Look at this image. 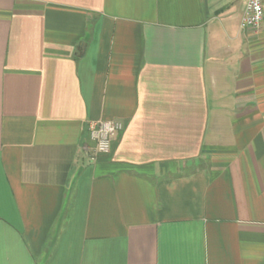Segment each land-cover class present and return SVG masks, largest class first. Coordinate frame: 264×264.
<instances>
[{
	"label": "crops",
	"instance_id": "1",
	"mask_svg": "<svg viewBox=\"0 0 264 264\" xmlns=\"http://www.w3.org/2000/svg\"><path fill=\"white\" fill-rule=\"evenodd\" d=\"M246 1L0 0V264H264Z\"/></svg>",
	"mask_w": 264,
	"mask_h": 264
},
{
	"label": "built area",
	"instance_id": "2",
	"mask_svg": "<svg viewBox=\"0 0 264 264\" xmlns=\"http://www.w3.org/2000/svg\"><path fill=\"white\" fill-rule=\"evenodd\" d=\"M264 19V0H247L239 24L241 31L256 32ZM124 126L118 121L91 122L87 126L89 138L95 143L96 154L109 155L113 141L122 133ZM90 157V161H94Z\"/></svg>",
	"mask_w": 264,
	"mask_h": 264
}]
</instances>
